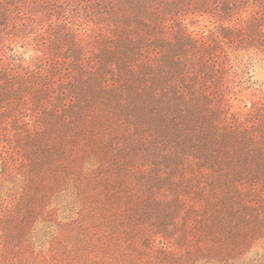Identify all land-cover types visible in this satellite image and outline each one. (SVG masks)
<instances>
[{"label": "trees", "instance_id": "16d2710c", "mask_svg": "<svg viewBox=\"0 0 264 264\" xmlns=\"http://www.w3.org/2000/svg\"><path fill=\"white\" fill-rule=\"evenodd\" d=\"M25 1L34 11L55 1L57 14L90 13L107 33L101 67L86 73L76 61L77 74L59 85L18 233H28L35 211L55 192V153L72 157L93 110L112 107L128 129L113 165L122 189L105 184L107 202L94 206L89 230L82 227V264H236L264 237V108H230L225 66L212 59L219 46L191 36L187 20L207 17L224 39L264 54V0H0V27ZM147 50L154 56L136 65ZM153 236L161 243L150 257L142 251L154 247Z\"/></svg>", "mask_w": 264, "mask_h": 264}, {"label": "rangeland", "instance_id": "374dc122", "mask_svg": "<svg viewBox=\"0 0 264 264\" xmlns=\"http://www.w3.org/2000/svg\"><path fill=\"white\" fill-rule=\"evenodd\" d=\"M56 4L49 2L46 9L34 11L31 1L18 3L0 27V264H82L81 247L87 239L82 227L89 230L96 204L107 202L103 201L107 185L122 189L113 165L125 147V118H118L112 107L107 111L98 107L88 118L91 126L76 136L72 157L69 151L53 156L54 176H59L55 192L35 211L28 233L22 237L17 231L27 198L35 193L38 176L33 162L41 158L39 134L46 129L45 121L52 124L56 119L51 113L59 85L77 74L76 61L86 73L90 67H101L98 56L107 33L92 14L70 10L57 14ZM187 29L199 41L219 46V56L212 59L225 66L222 88L230 108L241 114L263 109L264 54L224 39L217 23L207 17L187 20ZM142 54L146 58L140 56L136 65L155 52ZM111 79L107 75L104 82L110 84ZM62 165L71 166L69 174ZM45 172L52 176L47 167ZM131 183L137 186L135 180ZM68 240L78 250H70ZM152 242L154 247L142 253L155 257L161 241L153 236ZM236 264H264V237L254 240Z\"/></svg>", "mask_w": 264, "mask_h": 264}]
</instances>
